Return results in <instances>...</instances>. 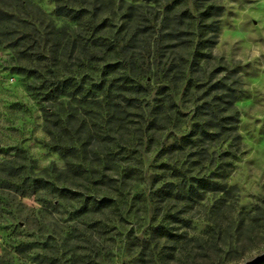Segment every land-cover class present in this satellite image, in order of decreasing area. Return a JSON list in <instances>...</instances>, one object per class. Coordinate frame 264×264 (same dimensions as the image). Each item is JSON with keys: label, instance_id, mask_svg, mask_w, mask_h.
<instances>
[{"label": "rangeland", "instance_id": "1", "mask_svg": "<svg viewBox=\"0 0 264 264\" xmlns=\"http://www.w3.org/2000/svg\"><path fill=\"white\" fill-rule=\"evenodd\" d=\"M26 1L0 0V9L33 37L52 22L65 27L70 44L49 71L38 47L21 56L0 45V264H245L263 255L264 0ZM211 5L218 16L203 14ZM185 11L195 18L181 19ZM95 38L104 45L89 64ZM113 38L133 40L137 70L104 69L115 62ZM169 70L182 115L153 134L145 101L154 74ZM226 76L242 144L170 149L198 107L223 97L216 85ZM68 162L76 172L58 180L52 168ZM56 181L70 190L59 205Z\"/></svg>", "mask_w": 264, "mask_h": 264}, {"label": "trees", "instance_id": "2", "mask_svg": "<svg viewBox=\"0 0 264 264\" xmlns=\"http://www.w3.org/2000/svg\"><path fill=\"white\" fill-rule=\"evenodd\" d=\"M20 3L23 7H27L28 3L26 0H20ZM214 8L215 7L211 5L204 11L205 13L203 14L207 16H216V13H210ZM187 12L188 11L183 12L180 18H195L193 13ZM12 20V15H8V13H5L2 9H0V45L7 43L10 47L22 51L21 56H28V52L30 50L36 49L38 47V52L35 54V56H38V61H47L46 67L48 68V71L50 66H52L50 61L53 60V54L55 55L59 49L65 51L64 53L67 52L70 44V36L65 33V27L59 28L56 23L54 24V22H52V31L49 34L46 33L43 36L33 37L30 31L26 28L28 25V23H25L26 21L21 23L22 21L20 20H17V22H12ZM203 22H206V19ZM217 22V19H212L211 23L209 24V28L215 26ZM83 25L86 31L89 32L91 30V27H88L86 23ZM202 26L205 28L206 25ZM33 27L36 30V26ZM108 42L109 47L107 50L113 52L115 62L107 64L104 68L105 70H114L117 67H129V65L134 66V68L137 70L138 67H135L133 57L129 58L127 54V51L132 47L133 40H129L122 45H120L118 38H113ZM103 45L104 44H102V42L97 38L87 41L85 49L86 56H88L86 57V60L89 64L93 63V58L98 56V54H101L99 48ZM171 72L172 70L167 71V73L164 75L161 72H156L154 74V79H152V81L155 82L156 87L155 89H151V93L153 95L148 97L145 101L147 106L150 108V129L152 130L153 134L158 131H162V129L164 130L162 124L165 122L166 124H170L172 128H177V123L180 120L178 117L182 115L180 108L174 102L175 89L171 87V83H175L178 80V77H170ZM141 74L142 72H138V75ZM227 78L228 76L223 78L216 85L217 90L224 92L223 97L219 98L218 101H213L211 104L198 107L187 121L189 125L188 133L182 135L180 140H176L172 145H170V149L178 148L180 150L186 146L194 145L198 142L208 143L217 142L218 140L229 141L231 146L234 147L240 146V144H242V139L237 129L238 116L235 109L237 88L234 83H227ZM164 80H169L168 83H170V85H164ZM59 88L60 87H51L50 90L53 94L55 92H59ZM134 89L138 96H142L141 94H144V96L148 95L149 88L146 86L137 84L134 86ZM149 98L150 100H148ZM172 107L174 108L173 110ZM222 110L224 112L230 110L232 113L229 115L223 114V116H220ZM118 114L122 116L121 111L119 110ZM101 136V138L104 139L107 135L105 134ZM47 171L48 170L45 172ZM52 171L57 173V179L59 180V178H65L69 176V173H75L76 169L71 163L68 162L65 169L58 170L57 168H52ZM54 187L55 192L58 195V201L56 204L59 205V199H62L61 197H66L68 194H70V190H68L67 187L60 181H56ZM213 190L220 191L221 188L215 187ZM156 231L162 232L163 235L168 237H173V235L169 233L163 226H159ZM23 247L25 248V246Z\"/></svg>", "mask_w": 264, "mask_h": 264}, {"label": "water", "instance_id": "3", "mask_svg": "<svg viewBox=\"0 0 264 264\" xmlns=\"http://www.w3.org/2000/svg\"><path fill=\"white\" fill-rule=\"evenodd\" d=\"M262 263H264V254L245 264H262Z\"/></svg>", "mask_w": 264, "mask_h": 264}]
</instances>
